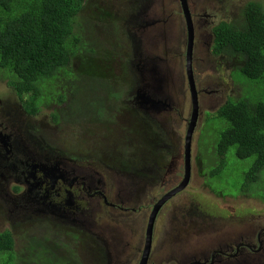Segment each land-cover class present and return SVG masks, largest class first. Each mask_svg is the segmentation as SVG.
Instances as JSON below:
<instances>
[{
    "label": "flooded vegetation",
    "instance_id": "1",
    "mask_svg": "<svg viewBox=\"0 0 264 264\" xmlns=\"http://www.w3.org/2000/svg\"><path fill=\"white\" fill-rule=\"evenodd\" d=\"M249 1L254 0H243L240 7H237L240 0H226L225 2L187 0V5L193 26H199L196 23V18L199 17L201 20V17L204 16L205 24L214 27L216 18L219 19L232 12V8L228 4H234L237 7L236 14L240 12L241 18L233 21L221 18L220 21L240 23L243 20L242 8ZM119 2L128 4H122L124 9L130 8L133 12L140 13L144 8L146 15L164 18V21L170 24L168 25L170 28L163 35H160L161 43L171 41L173 20L180 24L185 23V14L180 0H119ZM185 29L186 25L181 27V30ZM212 35L208 34V37ZM132 38L135 40L134 37ZM92 58L96 59L101 69L104 65L107 66L106 75H110V72L114 71L113 62L107 63L101 60L99 56H92ZM132 61L129 45L127 59L124 62L121 60L122 72L131 73ZM200 61H203L204 64H199ZM193 63L201 66L200 75L193 73ZM213 66L210 58L200 59L198 56H192V54L187 56L185 53V70L189 69L197 82L200 81L201 75L207 73L206 71L211 72L210 69ZM131 75L136 86V78L133 73ZM83 85L81 84L75 89L79 91L83 89ZM212 88L209 83H203L200 86L202 93L215 91ZM117 91L124 96L122 108L115 109L109 103L110 95L117 93L115 90L107 91V95L102 96V101L105 102L102 107L98 105L90 108L84 105L74 106L75 110L85 113L90 110L100 111L104 115L103 120L94 118L93 120L67 122L58 119L56 123L59 128L55 127L53 131L57 134L59 146L55 147L54 150L51 149L52 145L49 142L39 138L40 134L37 133L39 131L32 126L30 131L37 137L38 141L31 140L26 144L32 148L33 157L30 156L28 148L20 151L12 139V135L23 136L31 115L19 101L14 102L12 95L0 91V168L12 172L11 168L18 165L14 172L8 173L11 177L10 183L13 182L9 185V190L15 192L13 194H24V188L27 187L36 194V197L44 205L49 208L53 207L56 211L57 209L61 210L57 208V194H61V197L64 198L68 195L64 192L59 193L61 189L70 191L74 210L72 211V207L64 210L70 222L56 220L62 225L75 226L71 227V231L67 235L70 239L82 243L78 247H74V252L76 255H80L85 264H138L150 228L151 240L148 260L145 264H183L180 253L175 256L170 250H167L161 254L162 242L160 241L162 239H156L153 230L155 224L162 222L164 224L168 220L167 211L171 207L181 209L177 205L184 206L180 199L183 198L186 188L192 183V176H190L188 183L179 188L184 178V144L192 113L189 109L184 110L182 108L180 110L178 119L181 124L179 145L174 149L170 140L160 129L159 123L145 114L143 121V116L132 105L131 99H127L130 90ZM80 93L85 94L86 92L81 91ZM188 95L190 96L189 105L192 106L191 94L188 93ZM90 98L84 100V104L90 101ZM111 99L116 100L115 98ZM54 114L57 115V112ZM132 128L136 131L132 132ZM203 130V119L201 116H197L190 135L191 144L200 139ZM148 135H151L150 140H148ZM67 138L74 139L75 142L69 143ZM4 142H7V146L3 145ZM57 150L63 153L62 157H57ZM43 151L52 152L55 156L46 155ZM21 161L24 164L19 165ZM196 165L197 162L192 153V173ZM2 172L7 173L6 171ZM15 179H19L20 184H16ZM1 186L2 182L0 181V189ZM160 200L161 206L159 205L153 223L150 215ZM0 208L2 209L0 218L4 227L15 232L18 221L21 219L8 220L5 216V207L1 203ZM103 208L105 209L104 212ZM132 214H136L133 219L130 218ZM50 216L54 215L46 213L43 219L50 221ZM186 218L183 214L181 217L172 219L171 226L184 221ZM143 219H145L146 232L142 241V249L140 248V241L138 250L133 252L131 258L126 254V251H129L127 238L140 235L143 231ZM189 219L195 220L196 226L200 227V219ZM52 227L57 228V224L52 223ZM213 230L215 227H210L208 232L211 234L214 232ZM172 231L174 229H170L169 232L172 233ZM243 237L244 246L249 248L238 247L236 242L219 244L217 249L209 248L208 251H204V247L201 248L203 252L199 254L202 256H199L198 260L203 256L212 259L248 257L254 255L250 252H264V223L258 222L256 230L243 231ZM261 238L263 239L260 240ZM255 240L261 241L258 250L250 249V247H254L251 242ZM85 244L88 251L83 252L79 246L84 247ZM195 245L200 248V243ZM59 246L62 245L59 244ZM242 249H247V251L239 255L238 251ZM156 252L161 255L157 256ZM87 253L92 255V260L87 258ZM111 253L113 254L111 255ZM263 255L264 253L261 256ZM219 264L242 263L226 260Z\"/></svg>",
    "mask_w": 264,
    "mask_h": 264
},
{
    "label": "trees",
    "instance_id": "2",
    "mask_svg": "<svg viewBox=\"0 0 264 264\" xmlns=\"http://www.w3.org/2000/svg\"><path fill=\"white\" fill-rule=\"evenodd\" d=\"M89 2L0 0V76L6 79V85L19 96L30 115L39 113L44 101L54 99L53 103L64 104V110L70 111H74L75 104L84 101L80 92L89 88L84 84L83 89H75L74 81H82L81 68L77 66L76 69L70 62L74 55H77L74 58L80 63L93 61L92 56H98L96 51L101 52L99 45L93 41H81L77 33L85 32L86 28L81 26L85 17L81 12L84 7L91 8ZM242 11L243 20L240 23L215 21V26L208 30L213 34V54L232 55L237 62L229 70V76L234 84L243 86L239 98L228 99L215 113H210L218 123L223 121L225 124L210 140L217 161L210 173L218 176L227 162V153L234 147L233 152L237 157H253V164L246 171V179L239 185L241 190H249L257 183L260 173L264 176V6L260 2L249 1ZM81 48H87L89 53L82 52ZM70 65L72 71L68 72ZM60 72L66 76V80L74 82V92H68L73 94V103L66 100L67 92L54 89L56 98L48 93L53 81L59 80L57 76ZM246 89L259 96L255 95V99L244 96ZM42 97L44 100H40ZM134 107L144 115L136 104ZM60 112L62 110H58L57 115L52 114V121L57 122ZM85 114L92 119L104 118L95 110ZM135 131L132 128V132ZM150 137L148 135V140ZM48 229L57 230L52 226ZM45 231L31 227L22 234L8 228L0 231V254L7 253L2 264H85L80 255L74 252V247L73 250L67 249L69 253H62L55 234ZM16 243L22 244V249L16 250Z\"/></svg>",
    "mask_w": 264,
    "mask_h": 264
},
{
    "label": "rangeland",
    "instance_id": "3",
    "mask_svg": "<svg viewBox=\"0 0 264 264\" xmlns=\"http://www.w3.org/2000/svg\"><path fill=\"white\" fill-rule=\"evenodd\" d=\"M216 1L225 2L226 0ZM254 1L260 2L264 6V0ZM88 2L90 3L91 8L84 7L81 12V15L85 17V19L82 20L81 25L82 27L86 28L85 32L77 31V33L80 35L81 41L88 43L93 41L94 44L101 47V52L96 51V54L101 58V60L106 61L107 63L110 61L113 62L114 71L110 72V75H106L107 66L104 65L100 72L95 75L94 79L92 80L90 89H84L82 92L86 93L82 95H90L91 93L95 94L90 98V104L92 102H96L98 106L102 107L105 105V102L102 101V96H106L107 91L115 90L117 93L110 95L109 103H111L115 109L122 108L124 105V96L122 94L120 95L117 90H130V92L132 90H136L131 73L136 74L137 86L140 84V74L136 67V60L140 57L134 59L132 62L133 64L130 65L131 73L127 71L122 72V62L127 59L129 45L131 42L134 43L132 38L133 36L131 35V31L133 32V30L129 28V23L136 22L138 18L136 12H133L132 9L122 8V4L126 5L127 3L119 2V0H88ZM242 2L243 0H240L237 7H240ZM193 4L195 5V3ZM228 5L232 8V12L228 15L220 17L215 21H219L221 18H226L228 21L238 20L241 18L240 12L239 14H236L237 7L234 4ZM204 19L205 18L200 20L199 17L196 18V23H198L199 26H194V36L191 44L192 56L194 54L193 50L198 48V50L195 49L194 56H198L200 59L210 58L214 65L210 69L211 72L206 71L207 73L205 75H201L199 81L200 84H198L195 80L196 89L198 92V103L201 101L205 108L213 109L217 104H219L220 101L225 102L228 100L229 96H232L233 99L239 98V94L243 92V86L238 83L231 84L228 71L233 69L236 65L232 55L229 53L213 54V35L208 37V34H212V32L207 31L212 27L211 25L207 26ZM173 21L174 26L172 32L176 36L178 44L174 49H172L173 55L167 60V64L169 62H174V66L170 64V66H173L171 79H174V81L177 82V88L180 92L181 85L183 88H185L184 86L187 81V78L184 76V74L186 73L185 52L187 51L188 40L186 29L181 30V27H184L185 23L183 22V24H180L178 21ZM136 46L138 52H143L145 55L143 47H140L139 45ZM81 51L89 53L87 48H81ZM162 53L163 56L166 57L168 55L167 49H162ZM75 56L77 55H74L73 57ZM150 64L152 66H156L162 72H165V60L150 62ZM199 64H204V62L200 61ZM195 67L200 75L201 66L195 63ZM67 71H72L71 65L69 68H67ZM62 72H60L57 76L59 80L57 81V79H55L53 81L48 92L53 98L57 97V92L56 94L53 93L54 89L55 91L59 92H67V94L69 91L74 92L72 88L74 82L66 80V76L61 75ZM84 74L87 75L88 70H85ZM5 82L6 79L0 76V90L2 91L5 89L13 93L14 90L11 87H8L6 85L7 82ZM81 83L85 84L86 86L89 84L87 80H83ZM203 83H209L210 86L213 87L212 89L215 91L202 94L200 86ZM183 94L185 98L183 100V109L187 110L189 109L188 105L190 98L188 95V90L184 89ZM11 95L14 97L13 94ZM219 95H221V98ZM255 95H257V97L259 96V94H253L251 89H246L244 94L246 97L250 96L252 98L253 96L254 99L257 98ZM111 98H115L116 100ZM67 99L73 103V94H68ZM40 100H44V97L40 98ZM53 102L54 99L50 101H44L40 107L39 114L36 116V119L39 121L35 122L31 118L29 124L38 128L39 133L47 125L48 127L45 128H49L48 135L51 137V141L49 143L50 145L58 147L59 144L57 143V134L53 131V127L55 126L53 125L54 121H52V114L58 110H62V112L59 114V119L63 121L75 120V116L69 109L64 110V104H57ZM75 105L77 106V104ZM79 105L81 104L79 103ZM170 118H172V115ZM178 119L179 115L177 114V121ZM224 126V122L221 121V124L218 123L215 117L210 116L209 111L204 112V130L200 136V139L195 140L194 144L192 145V153L193 156H195L197 165L194 167V174L192 173L191 175L192 183L189 184V186L186 188L183 198L180 199L183 201L184 206L178 204L177 206H180L181 209H175L171 207L167 211L168 220L165 221L164 224L162 222L161 224L157 223L154 225L153 232L156 239L163 240L166 236L169 226L171 225L172 219L180 217L183 214H185L188 218L200 219L202 222L209 224L211 227H215V230H213L214 232L209 234L210 236L206 235L204 237H200L194 235L192 237L194 240L189 243L191 246L195 245L198 240H203L207 243L208 247L214 248L217 247L218 244L227 242L230 240V238L236 239L242 237V233L245 230H256L257 226L251 224L258 222L264 223V176L260 173L259 178L256 180L257 183L253 184L249 190H241L239 188L240 183H243V181L246 179L247 169H249L253 164V157H247L244 159L239 158L234 154L233 151H235V148L233 147V150L231 149L227 153V162L225 167L218 173V176H212L210 173V170L216 166L217 161L215 160L214 146L213 144H209L208 139L213 140L214 137H216V135L222 130V128H224ZM178 131L180 133V127ZM178 139L179 136L177 135L175 140L178 141ZM67 142L74 143L75 141L74 139L67 138ZM158 209L156 210L155 215L157 214ZM102 210L103 212L105 211L104 208ZM1 214L2 209L0 208V215ZM135 215L136 214H132L130 218L133 219ZM50 219L52 222H57V217L55 216L50 217ZM144 222L145 219H143V231H141L139 236H129L127 238V244L134 252L138 250L140 241V248L142 249V241L144 240V235L146 232ZM50 226H52L50 221L45 220L42 217L31 216L18 221L17 232L22 234L31 227L37 231L43 232L46 230L45 233L47 234H55V239L58 244L62 245L61 251L64 254L69 253L67 251L68 248H73L76 246L78 247L79 244H82L74 239H70V237L67 235L71 231V227L74 225H62L57 222L56 231L53 229H48ZM222 228H225L231 232H237L239 230L240 232H237L236 234H217ZM4 229V223L0 218V231H3ZM219 237H223L224 240L222 242L219 241ZM262 239L263 238L260 240ZM251 243L254 245V247H250V249L258 250V246L261 244V241L255 240ZM15 248L16 250L22 249V244L16 243ZM79 249L83 250V252L88 251L86 244L84 247L79 246ZM245 251H247V249L239 250L238 254L241 255ZM112 254L113 253H111V255ZM6 255L7 253L0 254L1 264L3 263V260L6 259ZM86 255H88L87 258L89 257V260H92V255H90V253H87ZM253 264L261 263L259 261H255Z\"/></svg>",
    "mask_w": 264,
    "mask_h": 264
},
{
    "label": "water",
    "instance_id": "4",
    "mask_svg": "<svg viewBox=\"0 0 264 264\" xmlns=\"http://www.w3.org/2000/svg\"><path fill=\"white\" fill-rule=\"evenodd\" d=\"M182 5V10L185 14V25L187 31V40L188 46L187 51L185 52L187 56L192 54V39L194 36V26L192 23V19L189 14V8L187 5V0H180ZM143 7V6H142ZM138 20L136 22H130L131 35L134 37V58H137L136 67L145 79L143 81L144 87L141 90L142 92L138 95L137 105L148 115L155 118L163 130L172 135V132L177 130L179 125L177 121V114L175 110L179 107V99H178V88L177 82L173 81L170 84V80L173 73L174 62H169L167 64V60L173 55L172 49H174L178 40L174 33H171V41L169 43H161L160 35H163L166 30H168L170 25L168 22L164 21V18L157 16H148L144 12V8L140 13H136ZM172 20V19H170ZM138 31V32H135ZM143 47L145 55L143 52L139 53L137 46ZM162 49H167L168 55L166 57L163 56ZM165 60V72H162L156 66H151L148 63L154 61H164ZM172 64L173 66H170ZM188 73V85L189 91L192 99V116L190 117V122L188 126V134L185 138L184 144V178L179 185V188L184 187L191 176V132L193 129V124L197 117V101H198V93L196 91L194 82L192 81V72L187 69ZM136 97H134V101ZM172 115V118L170 116ZM8 138L7 135H5ZM13 142L16 147L22 151L24 148H28L30 151V156H34V152L30 146L26 144V142L34 140V137L31 134H27L25 136H14L12 135ZM4 146H7V142L3 143ZM24 164L23 161L19 165ZM18 166V165H17ZM17 166H13L11 171L14 172ZM2 171H6L2 172ZM9 170H5L0 168V181L2 182V186L0 189V203L5 207V216L8 220H19L24 219L31 216L42 217L45 216L46 213H50L57 218L65 219L67 218L66 214L55 210L53 207H48L44 205L37 197L36 194L31 190L24 188V194H13L9 190L10 183V175L8 173H12ZM14 182L16 184H20L19 179H15ZM7 186V187H6ZM161 204V200L158 205L154 207L151 215V222H153V218L156 210ZM19 216V217H18ZM182 216V215H181ZM180 216V217H181ZM186 216V215H185ZM187 217V216H186ZM200 227L196 226L195 220L189 219L188 217L177 224H172L169 226V230H167L166 236L164 237L162 242V253L170 250L173 255L177 256V254H182L183 264H219L222 261H230V262H241L242 264H253L255 261H259L261 264H264V255L256 254L253 252V256H236L233 259L230 258H211L203 256L200 260H198L199 255L204 248V251H208L210 247H208L207 243L203 240H198L197 243H200V248L196 245H190L189 243L194 240L192 237L194 235L204 237L209 235L208 229L211 227L209 224H206L200 220ZM170 229H174V231L169 232ZM240 232V231H237ZM237 232H231L226 230L225 228L220 229L217 234H236ZM150 235L151 228L148 229L146 240L144 241V247L142 249V257L138 264H145L148 260L149 254V245H150ZM210 236V235H209ZM240 238V237H239ZM239 238H230L225 243H235ZM197 240V239H195ZM219 241H223V237L218 238ZM264 249V247H263ZM133 250L129 247V251H126V254L131 256L133 255ZM158 252H156L157 256H160ZM135 258V257H134ZM133 258V260H134ZM198 260V262H196Z\"/></svg>",
    "mask_w": 264,
    "mask_h": 264
},
{
    "label": "clouds",
    "instance_id": "5",
    "mask_svg": "<svg viewBox=\"0 0 264 264\" xmlns=\"http://www.w3.org/2000/svg\"><path fill=\"white\" fill-rule=\"evenodd\" d=\"M204 17H201V19H203ZM215 20H217V18L215 19ZM220 21V20H219ZM205 30V29H204ZM208 31V30H207ZM209 32V31H208ZM130 51H131V59L133 58V61H134V55H135V53H134V43L133 42H131L130 43ZM193 53L195 54V49L193 50ZM194 54H193V56H194ZM132 61V62H133ZM131 62V64H133ZM71 64H73L74 65V67L77 69V66L78 67H80L81 68V80L83 81V80H87L88 82H89V84L87 85V87L90 89V85H91V83H92V80L94 79V77H95V75H97L99 72H100V70H101V68H100V66H99V64L96 62V59H93V61H87V62H83V63H80V61H78V60H76L74 57H72V60H71V62H70ZM149 65H151L150 63H148ZM152 66V65H151ZM85 70H88V74L87 75H85L84 74V71ZM192 71H193V73H195V74H198L199 75V73H198V71H197V69H196V67H195V63H193V65H192ZM134 74V76H135V78H136V74L135 73H133ZM139 78H140V84H139V86H137V84H136V90H132L131 92V94L129 93L128 94V97H127V99H131V103H132V105H134V104H136V106H137V108L139 109V110H141V111H143L138 105H137V98H138V95L142 92L141 90L143 89V87H144V83H143V81L145 80L144 78H143V76L141 75V73L139 72ZM80 76V74L78 73V77ZM91 76V77H90ZM184 76L187 78V81L189 80V78H188V73H187V70H186V73L184 74ZM174 81V79H170V84L172 83ZM187 81H186V84H185V88H183L182 87V85H181V90H180V92H178V94H177V96H178V99H179V107L175 110V113L176 114H178L179 115V112H180V110L183 108V100L185 99L184 98V89H186V90H188V93H190V91H189V85H188V83H187ZM192 81L194 82V85H195V88H196V82H195V80H194V77H193V75H192ZM75 83H76V87L77 86H79V85H81L82 83L81 82H79V81H74ZM137 82V81H136ZM198 84H199V82H197ZM75 87V88H76ZM1 91V90H0ZM196 91H197V89H196ZM2 92H8L10 95L11 94H13L14 95V102H17V101H19L21 104H22V102L20 101V98H19V96L15 93V91L13 92V93H11V92H9V91H7V90H5V89H3L2 91H1V93ZM198 93V92H197ZM81 94H83V93H81ZM97 94V93H96ZM202 94H204V93H202ZM95 94H90V95H83V97H84V100H87V99H89L91 96H94ZM134 97H136V100L134 101ZM219 97L221 98V95H219ZM230 98H232V96H229L228 97V99H230ZM66 100L69 102V100L66 98ZM228 100H226L225 102H222V101H220L219 102V104H217L213 109H208V108H205L204 107V104L200 101L199 103H198V101H197V116H201L202 117V119L204 118V112L205 111H209V114L210 113H215V111H216V109L217 108H219L222 104H224V103H226ZM81 105H77V106H82V105H84V106H86V105H90L88 108H90V107H93V106H96L97 105V103L96 102H92L91 104H90V101H88L86 104H84V101L82 102V103H80ZM23 106V105H22ZM76 106V105H75ZM87 107V106H86ZM24 108V107H23ZM74 111H71L73 114H74V116H75V120H71V121H67V122H74V121H80V120H93L90 116H88V115H86L85 113H82V112H80V111H77V110H75V109H73ZM189 110L191 111V113H192V111H193V106H189ZM100 112V111H99ZM101 113V112H100ZM143 113L144 114H146L144 111H143ZM39 114V113H38ZM38 114H35V115H31V117H30V119L32 118L35 122H38L39 120L38 119H35L36 118V116L38 115ZM102 114V113H101ZM30 115V114H29ZM103 115V114H102ZM146 115H148V114H146ZM211 115V114H210ZM35 116V118H33ZM104 116V115H103ZM151 119H153V120H155L157 123H159L155 118H153L152 116H150V115H148ZM30 119L28 120V125L26 126V129H25V131H24V133H23V136H25V135H27V134H31L33 137H34V140L37 142L38 141V139H37V137L36 136H34L32 133H31V128H32V126L29 124V122H30ZM101 120H103V119H101ZM41 121V120H40ZM57 121H58V119H57ZM48 123L50 124V122L48 121ZM179 123V122H178ZM53 125L56 127L57 126V128H59L58 127V124L56 123V122H53ZM179 125H181L180 123H179ZM159 126H160V129L162 130V131H164L163 130V128L161 127V125L159 124ZM34 127V126H33ZM45 127H48L47 125L45 126ZM43 128L42 130H41V132L39 133V132H37V133H39L40 135H39V138L40 139H43V140H46L47 142H50L51 141V137H49V135H48V133H49V128ZM55 127H53V130H54V128ZM36 130H38L39 131V129L38 128H36V127H34ZM178 129H179V127L177 128V130H175V131H173L172 132V135H169V134H167L165 131V136L170 140V144L172 145V146H174V149H176L177 147H178V145H179V139H178V141H176L175 140V137L178 135L179 136V131H178ZM208 142H209V144H211V142H210V139H208ZM192 145L193 144H191V173H192ZM51 149L52 150H54L55 149V146H51ZM44 152V151H43ZM46 155H49V156H51V157H53V156H55L52 152H44ZM63 156V153L61 152V151H59V150H57V157L58 158H60V157H62ZM13 192V191H12ZM62 192H64L66 195H68V196H66V197H61V194H57V208H59V209H61V210H59V211H61V212H63V213H65V208H69V207H72L73 209H72V211L74 210V207H73V200L70 198L71 197V193H70V191L69 190H66V189H64V188H62L61 189V191L59 192V193H62ZM13 193H15V192H13ZM58 210V209H57ZM66 214V213H65ZM45 216H42V218H44ZM50 217H53V216H50ZM56 217V216H55ZM67 218H69V217H67ZM67 218H65V219H61V218H57V220H61V221H63V222H70V220H68ZM50 222L51 223H55V224H57V222L55 221V222H52L51 220H50ZM59 223V222H58ZM72 223V222H71ZM61 224V223H60ZM257 224L258 223H255V224H251V225H255V226H257ZM69 226H72V225H69ZM248 226H250V225H248ZM240 231V230H239ZM243 234V233H242ZM231 242V241H230ZM229 242V243H230ZM236 243H237V246L238 247H242V248H244L243 246H244V237L242 236V237H240L239 239H237L236 240ZM222 244H224V243H222ZM260 245V244H259ZM217 246H219V244L217 245ZM62 247V246H61ZM72 250H73V248H71ZM210 249H217L216 247H214V248H211L210 247ZM258 249H259V246H258ZM256 254H262V253H259V252H257ZM256 254H254V255H256ZM232 258H234V257H231L230 259H232Z\"/></svg>",
    "mask_w": 264,
    "mask_h": 264
}]
</instances>
